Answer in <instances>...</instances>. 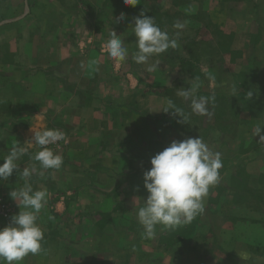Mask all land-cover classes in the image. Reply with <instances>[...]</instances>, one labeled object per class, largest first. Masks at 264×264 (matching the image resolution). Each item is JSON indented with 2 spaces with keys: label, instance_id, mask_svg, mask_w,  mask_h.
Segmentation results:
<instances>
[{
  "label": "crops",
  "instance_id": "obj_1",
  "mask_svg": "<svg viewBox=\"0 0 264 264\" xmlns=\"http://www.w3.org/2000/svg\"><path fill=\"white\" fill-rule=\"evenodd\" d=\"M122 13L125 18L117 23ZM141 13L153 17L170 38H176L177 31L181 33L176 49L170 48L145 64L133 58L138 51L133 26ZM177 21L185 23L183 30L173 27ZM111 31L129 50L123 62L107 54L105 44ZM255 40L258 42L253 43ZM249 47H253L251 57L246 54ZM248 62L264 64V0H139L135 7L125 5L124 0H0V164L14 143H34L35 131L54 128L65 134V139L58 141L63 143L62 150L54 151L63 156L59 170L40 169L39 162L32 159L40 148L33 144L18 159V169L7 180H0V228L10 225L12 216L23 210L11 197L13 190L30 183L34 190L47 191V204L38 220L45 237L43 251L28 255L22 264H124L112 263L108 258L102 261L100 254H107L106 247L92 246L89 240L93 233L98 237L102 234V216L108 212L102 207L108 200L93 198L90 182L75 185L69 177L89 173L91 168L82 166L92 158H106L109 142H115L116 156L121 150L117 142L129 143L133 148L138 140L168 147L173 140L200 136L210 147L219 142L221 149L225 137L215 120L214 107L209 106L214 118L210 131H198V126L204 127L201 120L200 125L195 122V133L187 129L182 134L173 128L180 116L163 109L171 99L177 108L186 110L189 102L177 93L197 82V78L200 88L196 95L211 94L236 101L245 94L241 79L246 73V78L264 77V69H255ZM189 63L194 64L193 71ZM152 64L159 67L149 71ZM209 73L214 80L208 78ZM260 89L264 90V85ZM229 107L228 103V113ZM230 119L234 124L239 121L229 113L227 123ZM150 126L154 134L149 133ZM146 127L148 134L141 139ZM213 152H219L222 161L227 162L224 171L230 179L224 188L232 197V182L235 184L237 179H231L232 172H250V162L245 171L232 168L235 153L223 149ZM123 155L117 156L119 166ZM154 155L155 152L147 157ZM247 159L252 160V156ZM119 166L115 169L119 175L139 170ZM33 167L36 172L21 178L23 168ZM76 188L84 196H76ZM246 188L256 191L254 187ZM209 198L205 197L204 204ZM119 204L123 206L124 199L116 198L111 208ZM250 220L245 221L251 223ZM86 221L89 229L84 226ZM135 222L139 224L137 219ZM81 238H87V244L81 243ZM119 250L140 264L135 259V247L123 245ZM149 252L157 253L154 249ZM225 252L231 253L228 249ZM166 253L171 254L163 258L169 260L181 255L175 248ZM220 259L230 263L226 257Z\"/></svg>",
  "mask_w": 264,
  "mask_h": 264
},
{
  "label": "rangeland",
  "instance_id": "obj_2",
  "mask_svg": "<svg viewBox=\"0 0 264 264\" xmlns=\"http://www.w3.org/2000/svg\"><path fill=\"white\" fill-rule=\"evenodd\" d=\"M157 15L155 12V16ZM254 42L258 41L255 40ZM207 48V50H211L210 47ZM203 49L206 50V47H203ZM251 50L253 51V47H249L246 51L249 57L252 55L249 52ZM234 56L235 54H233V58ZM190 64L191 71H193L194 64ZM248 65L255 66V69L258 66L264 69V64L258 65L254 62H248ZM246 76H248L247 73L241 79L244 83L245 78L246 82L243 90L246 93L249 89H254L252 100L248 101L244 97L242 98V105L248 109L239 111L232 109L230 115L233 118L236 116L239 121L237 120V123L234 124L230 119V122L227 123L226 121L222 127L220 126L219 129L224 133L225 137L223 138L224 143H220L221 149L218 148L219 142L214 143V147L209 146V148L212 151H221L222 149L232 151L233 153L230 152L231 154L234 155L235 153V158L231 160L232 162L234 161L232 168L244 169L245 171L248 168V162H250V172L246 170L245 174L240 171L236 175L232 172L235 177L237 176V179L235 184L232 182V186L234 185L232 189L235 191V195L231 191L233 193L231 197L227 193L228 190L224 188L225 181L230 179L229 175L225 171H220L219 184L209 189L208 195L210 198L207 201V205L205 202L203 212L188 223V227L184 226L182 228L178 226L173 230L157 226L156 235L148 239L143 235V227L135 222L138 209L144 206V201L149 195L144 188L143 182V173L151 167L150 159L152 157L147 156L164 150L166 147L162 146V144L138 140V142H135V147L132 148L131 146L130 148L129 143L123 142L121 144L117 142L116 145L121 147L117 156L124 154L123 162L120 166L122 165L121 167L124 169L139 168L134 174L119 175L115 172L117 165L119 166L118 158L114 151L115 142H109L107 143L106 158L102 155L99 158H92L89 163L88 159H86V164H88L82 167L91 168L89 173L80 176L76 174L73 177H69L71 184L75 185L81 182H86V184L90 182L93 198L109 201L102 207V209H107L108 212L106 216H102L104 221L101 223L103 226L101 236H95L96 234L93 233V236L91 235V239H89L92 242V246L106 247L107 254H100L104 258L102 261L108 258L112 263L136 264L131 255L119 250L120 246L130 245L135 247L133 251L135 252V259H139L140 264H174L173 261H176V264H225L220 257L230 259L229 264H264V141L260 140L254 133L257 125H264V90L260 89V86L264 85V77L257 79L259 83L257 85L254 79H250L251 75L247 78ZM210 95L204 94L203 96ZM241 95H239V98H241ZM219 102L221 104L217 102L215 104L228 106L230 101L227 98H220ZM185 109L182 110V114L186 117L187 123H180L179 121L182 120V117H179L177 126H173L177 132L179 131L182 134L188 129V131L195 133V130H197L195 122L200 125L201 120H203L204 127L201 126L199 128L198 126V131L199 129L206 133L208 130L210 131L208 127L211 122H214L213 115L208 117L192 114L190 102ZM210 112L212 113V111ZM149 130H151L149 131L150 134H154L153 126H150ZM147 134L146 127L145 132L141 131V139ZM262 134H264V130H262ZM248 139L255 141L244 142V140L248 141ZM62 146L63 143L57 142L48 147L57 152L62 150ZM247 156H252V160H248ZM245 165L247 167H244ZM222 166L227 171L228 165L226 161H222ZM246 186L250 189L254 187L256 191L245 189ZM64 193L66 196L67 191H64ZM75 194L80 197L84 196V193L79 192L77 188ZM229 196L231 197L230 200ZM116 198L124 199L125 204L123 206L119 204L113 209V207L111 208V203ZM95 207L98 209V206ZM92 208L94 209L93 206ZM202 216L203 219H201ZM229 219H232L234 223L230 224ZM241 219H244V221H241ZM247 219H251V223H246L245 220ZM239 221L241 222L239 223ZM84 226L89 229L87 221ZM106 228L108 230L104 232ZM80 240L81 243L86 241L87 244L88 242L87 238L86 240L83 238ZM137 247L138 250H136ZM174 248L178 254L181 251L180 256L177 254L179 257H175L174 260L163 258L165 256L169 257L168 255L171 253H166V251H174ZM152 249L156 250L157 253H150L149 251H152ZM225 249L230 250L231 253H226ZM170 256L172 258V255Z\"/></svg>",
  "mask_w": 264,
  "mask_h": 264
},
{
  "label": "clouds",
  "instance_id": "obj_3",
  "mask_svg": "<svg viewBox=\"0 0 264 264\" xmlns=\"http://www.w3.org/2000/svg\"><path fill=\"white\" fill-rule=\"evenodd\" d=\"M139 0H124L127 6L135 7ZM142 17V18H141ZM122 13L117 18V23L124 19ZM185 23L175 22L173 27L183 30ZM133 32L136 37L138 51L133 58L138 64H145L150 58L166 53L170 48H177V38L180 31L175 33L176 38L162 30L154 21L141 13L135 18ZM105 47L110 58L123 62L129 55V50L124 41L114 31ZM159 64H152L149 71L155 70ZM210 80L215 77L208 74ZM200 82L182 88L177 95L190 102L192 114L211 117L209 106H215V96H197ZM254 89H249L244 98L253 99ZM164 112L171 111L174 115L182 117L180 123H187L182 110L177 108L171 99L166 101ZM264 125H257L254 133L264 141ZM65 139V134L54 128L35 131L34 143L29 141L24 146L14 143L7 156L0 164V180H7L13 171L18 169V159L29 152L35 144L40 150L32 157L39 162L40 169L59 170L63 165V156L55 153L48 146ZM150 169L143 173L144 188L149 195L144 206L136 213L139 224L143 227L145 238L151 239L156 235L157 226L166 229H175L181 224L190 223L204 210V200L209 194V189L220 182L222 159L219 152H213L199 136L173 140L168 147L155 154L150 159ZM35 167L23 168L21 178H29ZM42 175L43 172L41 171ZM138 190V189H137ZM18 206L23 208L12 216L8 226L0 228V264H22L28 255H38L43 251L44 231L38 223L39 215L47 204V191L34 190L30 183H26L19 190L10 193Z\"/></svg>",
  "mask_w": 264,
  "mask_h": 264
},
{
  "label": "trees",
  "instance_id": "obj_4",
  "mask_svg": "<svg viewBox=\"0 0 264 264\" xmlns=\"http://www.w3.org/2000/svg\"><path fill=\"white\" fill-rule=\"evenodd\" d=\"M189 66L191 65L190 63L188 64ZM257 76H258V73H257ZM250 79H254V82H257V79H258V77H252L251 76V78ZM246 82H245V78H244V84H245ZM257 85L259 84L258 82L256 83ZM210 96H212V95H210ZM244 97V95H242L241 96V98H237L236 99V101H237V103H236V101L235 100H229L230 102H229V104L231 105V109H230V107H229V113H230V111L233 109V110H236V111H239V110H241V109H243V108H241V107H244L243 105H242V98ZM219 100H220V98H215V103L217 102L218 104H221V102H219ZM238 104V105H237ZM227 106H218V105H216L215 104V106H214V109H215V113H216V115H215V120H216V122H217V125H219V126H223V124L226 122V119H227V116H228V111H227ZM240 108V109H239ZM244 110V109H243ZM222 172V171H224V167L222 166V168L219 170V172ZM239 173H240V171H239ZM236 174H238V173H236ZM233 178H235V175H232V179ZM245 189H247L246 187H245ZM248 191V190H247ZM184 226H187L188 227V223L187 224H181L180 225V227H184ZM163 238H165V237H163Z\"/></svg>",
  "mask_w": 264,
  "mask_h": 264
}]
</instances>
